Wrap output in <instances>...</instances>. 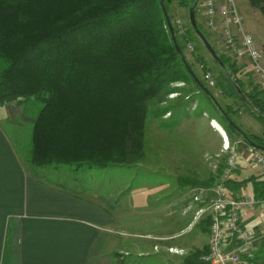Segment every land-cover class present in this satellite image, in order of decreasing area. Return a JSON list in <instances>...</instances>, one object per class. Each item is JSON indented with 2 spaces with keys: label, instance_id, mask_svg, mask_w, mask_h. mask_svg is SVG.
<instances>
[{
  "label": "trees",
  "instance_id": "16d2710c",
  "mask_svg": "<svg viewBox=\"0 0 264 264\" xmlns=\"http://www.w3.org/2000/svg\"><path fill=\"white\" fill-rule=\"evenodd\" d=\"M174 1L188 10L194 7L195 15L197 7L187 0H165L187 58L169 7ZM249 3L264 17V0ZM188 28L192 40L199 37L190 23ZM215 52L221 68L217 87L232 96L230 85H234L249 101L251 114L264 125V90L251 82L254 86L247 93L241 76L251 77V71L226 53ZM195 59L208 70L203 57ZM178 82L192 83L203 92L177 52L160 0H0V106H25L32 99L43 105L33 120L28 162L33 167L106 169L140 163L145 156L150 104ZM223 109L232 119V109ZM243 133L251 147H264L263 138ZM225 167L222 162L209 179L198 181L190 176L182 184L212 187ZM258 179H254L252 194L264 199V180ZM243 183L231 179L227 187L237 189ZM199 225L210 237V218ZM207 252L208 247L196 250L184 264H206L201 258ZM254 263L264 264V238Z\"/></svg>",
  "mask_w": 264,
  "mask_h": 264
},
{
  "label": "rangeland",
  "instance_id": "374dc122",
  "mask_svg": "<svg viewBox=\"0 0 264 264\" xmlns=\"http://www.w3.org/2000/svg\"><path fill=\"white\" fill-rule=\"evenodd\" d=\"M236 4L241 15L243 13L245 17V8L254 9L249 0L243 2L236 0ZM189 5L192 4L189 3ZM172 6L179 7L180 5L178 1H174L169 5V7ZM258 14L264 22L263 15ZM180 16L179 14L174 16L175 28L178 18L189 27V12L188 21H184ZM246 19L247 21L251 20L250 26L254 28H251L254 32L253 35L262 44L264 42V23L262 24L260 19L254 17L253 11L249 12ZM196 20L207 36L208 30L197 15ZM246 31L249 32L247 29ZM179 37L181 38V36ZM219 38L216 36L213 39H207L216 51L222 54L224 53L223 46ZM191 41L197 45L198 50L195 52L198 51L205 55L204 59L209 67L207 69L214 74H220L219 64L205 48L201 38L198 37L195 40L191 38ZM186 55L194 66L195 73L208 88L204 78L205 69L195 58H192L194 57L192 54L186 52ZM226 73L228 74L227 70ZM241 78L246 84L252 82L254 85H259V81L252 75L251 77L248 74L243 75ZM231 88H233V92H236L234 85L231 84ZM208 89L224 107L221 97L215 95V93L218 94L215 88ZM194 92L195 87L192 83H173L151 102L145 129V156L140 163L114 164L106 169H91L76 165H54L45 169L32 167L33 173L43 181L66 191L86 192L99 197L108 209L116 213L118 225L127 233L122 232V238L128 241V244L146 246L145 251L149 253L139 257L136 249L132 248L131 255L128 257V261L133 262L132 264H184L186 257L195 250V246H202L201 243L208 239L209 233L204 231L200 225L193 224L187 228L193 219L194 211L184 214L186 213L184 210L193 203L194 194H187V196H183V200L179 199L180 186L184 185L181 180L189 176L193 177V175L204 179L217 173L221 159L214 157L211 147L213 139L217 137L216 131L210 125L211 118H217L223 129L228 132L230 130L220 112L203 92L199 95V108L196 111L190 110V104H187L188 102L184 101V98ZM178 99L179 106L175 108L170 101ZM191 99L193 100V98ZM7 105H10L11 118L9 122L2 121V125L10 135L22 161L28 163L32 157L33 120L43 105L35 99L27 102L25 106L16 103ZM166 109L176 111L170 120H168L171 118L169 114L166 115L168 117L165 118L168 119H165L164 122L163 119H158V116L164 114ZM232 119L241 128L239 118L235 114H232ZM182 123L183 127H180L179 125ZM175 129L177 130L175 131ZM257 135L264 138V131ZM206 154L214 157L215 160L207 161ZM216 162L218 165L215 166ZM182 230L183 232H181ZM174 233L180 234L169 243L187 249L189 254L186 253V250H182V256L169 254L165 249L155 252L153 250L155 242L151 241L150 237H144L147 234L155 236Z\"/></svg>",
  "mask_w": 264,
  "mask_h": 264
},
{
  "label": "crops",
  "instance_id": "0c3cea01",
  "mask_svg": "<svg viewBox=\"0 0 264 264\" xmlns=\"http://www.w3.org/2000/svg\"><path fill=\"white\" fill-rule=\"evenodd\" d=\"M198 1L187 0L188 4L191 3L192 5L197 4ZM170 9L172 15L179 14L181 15L180 18L183 17L184 21H188V8L172 6ZM250 11H253L254 17L260 19V22L262 21L260 14H258L260 12L256 9L245 8L246 17L249 16ZM196 15L198 16V13ZM198 17L204 25V19ZM243 17L246 29L254 34L251 29L253 27L250 26L251 20L247 21L244 15ZM208 34L207 38H214L209 31ZM261 46H264V42ZM192 56H194L192 58H196V56L205 58V55L198 51ZM243 83L245 84V91L250 92L254 85L246 84L244 81ZM194 87L195 92L184 98V101L190 104L191 111H196L200 106L199 95L201 92L195 85ZM215 90L218 92L215 95L221 97L224 107L231 108L233 114L239 118L242 128L240 129L245 133L260 137L257 134L263 133L264 125L249 111L251 107L249 101L237 92H232L233 90L230 92L234 93L232 96L226 95L219 87H216ZM207 99L212 102L208 96ZM178 101L179 99L177 101L171 100L170 103L176 108L179 106ZM9 106H0V264H132L133 262L128 261V257L133 249H136L139 257L148 255L149 253L145 251L146 246L128 244V241L122 238L121 233H127L118 225L117 214L108 209L99 197L86 192L66 191L43 181L33 173V166L22 161L10 135L2 125V121H10ZM174 111L166 109L164 114L158 116V119H163L165 122V119H168L165 117H168L166 115L169 114L171 118L168 120H170L174 117ZM210 125L217 135L213 139L211 147L214 151V157L220 156L221 162L218 160L219 164L222 162L227 164L229 158V152L224 151L225 142L226 145L234 148L241 157V165L235 171L233 179L245 183L237 189L234 186L231 191L235 195L246 189L253 193L254 179L259 178V181H263L264 178L251 162L248 152L250 144L235 132L230 131L233 133L231 134L223 129L215 117L211 118ZM179 126L183 127V123ZM208 154L205 155L206 160ZM209 178L200 179L196 177L195 179L205 181ZM180 188L181 193L178 197L183 200V196L191 193L196 195L201 189L209 187L181 185ZM199 207L200 204L193 202L184 210L186 212L184 214L194 211L193 219L187 228L193 224H200L201 220L196 221V213ZM243 225L250 230L256 245L259 246L264 238V209L257 207L248 211L243 219ZM179 234L155 236L147 234L144 237H150V240L155 242L153 244L155 252L165 249L169 254L183 255L169 252L170 248H174L178 251L186 250V253L189 254L187 249L169 243L176 239ZM156 242L160 244L158 245ZM167 243L169 244L167 245ZM201 244L202 246H195L193 252L207 248L209 236L207 241ZM156 246L158 250H155Z\"/></svg>",
  "mask_w": 264,
  "mask_h": 264
},
{
  "label": "built area",
  "instance_id": "2783aa9c",
  "mask_svg": "<svg viewBox=\"0 0 264 264\" xmlns=\"http://www.w3.org/2000/svg\"><path fill=\"white\" fill-rule=\"evenodd\" d=\"M196 7L198 16L204 19L206 29L214 37H220L224 53L238 66L249 68L264 90V50L256 36L246 31L236 0H199ZM175 24L179 36L184 40L186 52L194 54L196 44L188 35L186 23L178 18ZM201 67L204 69L203 65ZM218 76L205 70L204 78L208 88L217 87ZM224 151L229 152V158L217 183L201 189L193 198L194 203L200 204L196 221L204 218L211 220L208 252L201 260L206 264H255L254 254L258 246L250 230L243 225V219L250 210L257 207L264 209V199H256L247 189L235 195L227 187V182L233 179L241 165V157L226 142ZM248 152L251 162L264 178V153L251 146ZM215 158L208 157L207 161ZM214 164L216 166L218 162ZM155 250H158L157 246ZM169 252L182 254V250L174 248H170Z\"/></svg>",
  "mask_w": 264,
  "mask_h": 264
},
{
  "label": "water",
  "instance_id": "95a60500",
  "mask_svg": "<svg viewBox=\"0 0 264 264\" xmlns=\"http://www.w3.org/2000/svg\"><path fill=\"white\" fill-rule=\"evenodd\" d=\"M160 3L163 7L164 13L166 15V19H167V23H168V27L169 30L171 32L172 35V41L175 44V47L177 49V52L179 54V56L181 57V60L183 62V64L185 65L187 71L189 72L190 76L193 78L194 82L200 87V89L210 98V100L212 101L213 105L215 106V108L220 112V114L222 115V117L226 120V122L228 123V125L233 128L234 130H236L239 134H241L244 138H246L243 134V131L238 127V125L230 118L229 115L226 114V112L224 111V109L222 108V106L219 104V102L217 101L216 97L212 94V92L205 86L204 83H202V81L198 78V76L196 75V73L194 72V70L190 67L188 60L183 52V50L181 49L175 31H174V26L172 24V21L170 19V16L167 13L166 7H165V0H160ZM189 21L190 24L192 26V28L194 29V31L197 33V35L201 38L205 48L208 50V52L215 58L216 57V52L214 47L212 46V44L208 41L207 37L204 35V33L202 31H200L199 27H198V23L196 20V15H195V8L192 7L189 9ZM217 58V57H216ZM256 149L264 152V147L261 146H257Z\"/></svg>",
  "mask_w": 264,
  "mask_h": 264
}]
</instances>
